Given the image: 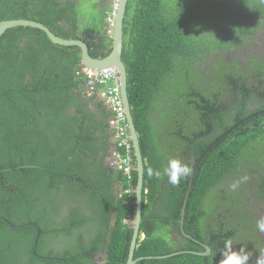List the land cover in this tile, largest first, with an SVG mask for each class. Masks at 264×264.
<instances>
[{
    "label": "trees",
    "instance_id": "obj_1",
    "mask_svg": "<svg viewBox=\"0 0 264 264\" xmlns=\"http://www.w3.org/2000/svg\"><path fill=\"white\" fill-rule=\"evenodd\" d=\"M114 1L0 0V21L40 22L57 36L82 38L92 57H105ZM262 34L264 0L127 1L121 58L144 170L133 258L204 252L173 238H183L179 220L191 175L174 186L148 174L149 167L163 173L171 158L193 161V170L203 153L183 230L211 251L137 264H220L229 238L234 248H249L238 231L252 234L250 205L259 198L264 206V46L244 63L215 52L239 50ZM83 69L78 49L52 44L41 31L19 27L0 40V264L33 258L37 229L36 248L44 236L59 234L71 254L87 236L91 249L104 240L107 264L127 261L135 215L132 146L128 140L129 153L117 147L102 87L90 88ZM115 153L131 158L129 180ZM107 219L113 227L104 226Z\"/></svg>",
    "mask_w": 264,
    "mask_h": 264
},
{
    "label": "water",
    "instance_id": "obj_2",
    "mask_svg": "<svg viewBox=\"0 0 264 264\" xmlns=\"http://www.w3.org/2000/svg\"><path fill=\"white\" fill-rule=\"evenodd\" d=\"M128 0H118L117 9L114 15V22H113V30L111 34V49L108 55L105 57H92L89 54V49L87 44L80 39H73V38H63L54 34L51 29L44 24L29 20V19H10V20H3L0 21V40L2 36L11 29L15 28H30L41 31L45 34L47 39L55 45L62 46V47H71L74 49H78L80 51V62L82 67L92 70V71H102L110 68L117 69L120 78V95L123 101L124 106V113L127 123V130L129 134V140L132 146V152L135 161L134 170L136 172V185L133 190L135 195V215L132 221V236L130 245L128 248V258L125 264H137L144 260H153V259H167L179 253H173L166 256L160 257H140L133 259L134 251L136 248L137 240L139 238V228L141 222V206H142V190H143V159L140 151L139 141L137 132L135 129V125L133 122V117L131 114L130 103L127 95V71L126 67L122 61V49H123V25H124V17L125 11L127 6ZM111 159H108V163ZM192 185V181L189 183V188L186 193V197L183 203V208L181 211V220H183L185 215V206L187 203V198L189 196L190 187ZM181 226H182V222ZM12 227V226H11ZM13 228V227H12ZM182 233L184 234L183 228L181 229ZM40 235V231L37 232ZM185 235V234H184ZM186 236V235H185ZM207 252L209 253L210 249L206 248Z\"/></svg>",
    "mask_w": 264,
    "mask_h": 264
},
{
    "label": "flooded vegetation",
    "instance_id": "obj_3",
    "mask_svg": "<svg viewBox=\"0 0 264 264\" xmlns=\"http://www.w3.org/2000/svg\"><path fill=\"white\" fill-rule=\"evenodd\" d=\"M263 38H264V34H262L261 37H258L257 40L254 41L251 44H242V45H240L241 47L239 48V50H235L234 49L232 52H231V50H227V51H224V52L216 51L215 54L221 56V58L224 57L226 60L227 59H231V58H238L244 63L246 58H249V57L255 56V55L256 56L261 55V51H260L262 49L261 46H264V39ZM97 48L100 49V47H97ZM99 49H98V51H96V53L100 52L101 49L100 50ZM256 51H259V53L256 52ZM202 66H204V65H202ZM255 95H256V93H255ZM249 103L247 104V107H250ZM217 140L218 139H215L214 143H216ZM205 155L206 154L203 153L201 155L200 159L202 160ZM201 160L193 168L192 174L190 176L189 183L191 181H193L194 174L196 172V169H197L198 165L201 163ZM192 163H193V161H192ZM192 163L190 164V166L192 165ZM188 188H189V185H188ZM249 192H250V196H251L252 192L251 191H249ZM186 193H187V191H186ZM185 197H186V194H185ZM185 197H184V199H185ZM259 201H260V199L258 198V202ZM258 202H256L254 200L252 202V204L250 205L251 213H252L253 217L255 218V223L250 224L251 226L253 225V227H254V229L252 231V234L250 232H248L249 233L248 236L244 237L243 236L244 232L238 231L239 234H242L243 240L249 245L250 249L249 248H247V249L250 250V252L252 253V256H251V259L249 261V264H256V256H257V254H260V255L264 256V233L260 232L257 229V227H256L257 220L260 219V218H264V206H262L263 204H259ZM247 208H249L248 205L246 206V209ZM65 210H66V208L63 209V211H65ZM107 220H108L107 222L103 221L104 226L106 228L113 227L114 220H112V221L110 219H107ZM180 222H182V226H181ZM11 226L12 225H9V228H11V229L17 228L15 226H12L13 227L12 228ZM33 226L36 227V225H33ZM183 227H184V218H183V220H181V216H180L179 229H180V234L182 235V237L184 239L181 238L179 236V234H173L174 240L177 243H179V244H183L182 247H189V248H191V245L190 246L186 245V244H184V242H185V239L191 240L193 243H196L198 246H200V249H203L204 252H195V250H189V251H182V252H178V253L179 254L189 253V254H193V255H196V256H200V257L209 256L211 254V251H209V253H208L207 250H206V248L207 247L209 248V246L204 241H201L200 239L192 238L191 235H189L188 233H186L183 230L184 234L186 235L185 236L182 233V231H181V229ZM99 230H100V228L98 227V231ZM38 231H40V230L37 229L36 232H35L34 245H33L34 249L32 250L33 258H30V257L26 256V257H23L22 259H19L17 262L24 263V264H48L49 262H51L54 259H56L57 263L60 264L61 261H64V258L69 257V259L66 260V262H67L66 264H68V262L70 264H81V262H83L84 264H107L108 263L107 254H104L103 252L100 251V249H102L104 247V242H102L103 239L100 240V244L101 245L98 248L91 249V248H88V246L90 245V243H89L90 239L87 236H85V237L80 236V241H81L80 249L74 250V253L65 254L64 251H63V248L61 246L62 244L58 243L59 240H61L63 238L59 234H54L53 236H44L43 237L44 243H41V245L38 248H36L37 247V241L39 240V236H41V231H40V235L37 234ZM107 231L108 230H106V233H107ZM254 232H256V235H257L256 238H254ZM98 236L100 237V233L98 234ZM53 237H55V238H53ZM55 240H57V241H56V243L54 242V245H53L51 242H53ZM129 245H130V243H129ZM38 249H40V250H38ZM85 249H87L89 251H87ZM60 255H67V256L61 258ZM35 258H36V260H35ZM84 258H87V260L85 261ZM127 258H128V255H127Z\"/></svg>",
    "mask_w": 264,
    "mask_h": 264
},
{
    "label": "built area",
    "instance_id": "obj_4",
    "mask_svg": "<svg viewBox=\"0 0 264 264\" xmlns=\"http://www.w3.org/2000/svg\"><path fill=\"white\" fill-rule=\"evenodd\" d=\"M117 5L118 0H115L112 4V12L108 17L110 28H113L114 15ZM83 71L89 81L88 85L90 88H92L94 83H98L102 87L100 90V96L103 98L109 110L113 114L110 124L113 128H115L117 133L116 138L119 141L117 147H120L124 149L125 152L129 153L130 145L127 142L129 140V134L127 130L123 101L120 95V78L117 69L110 68L96 72L85 68ZM113 160L118 170H120L125 175L127 180H129L131 177L130 171L133 169L131 166V158L127 154L121 156L115 153L113 154Z\"/></svg>",
    "mask_w": 264,
    "mask_h": 264
},
{
    "label": "clouds",
    "instance_id": "obj_5",
    "mask_svg": "<svg viewBox=\"0 0 264 264\" xmlns=\"http://www.w3.org/2000/svg\"><path fill=\"white\" fill-rule=\"evenodd\" d=\"M85 69V68H84ZM192 168L181 161L179 158H171L167 162V166L161 171H154L151 167L148 169L149 176L155 175L156 178H160L161 175L167 177L168 183L177 186L182 179L192 174ZM236 185H233L235 187ZM257 229L264 233V218H260L256 222ZM234 241L232 239H226L224 241V248L221 252L222 260L220 264H249L252 253L246 246L240 245V247L234 248ZM256 264H264V256L257 254Z\"/></svg>",
    "mask_w": 264,
    "mask_h": 264
},
{
    "label": "rangeland",
    "instance_id": "obj_6",
    "mask_svg": "<svg viewBox=\"0 0 264 264\" xmlns=\"http://www.w3.org/2000/svg\"><path fill=\"white\" fill-rule=\"evenodd\" d=\"M165 112V111H164ZM206 211H204V214L209 211V208H205Z\"/></svg>",
    "mask_w": 264,
    "mask_h": 264
}]
</instances>
